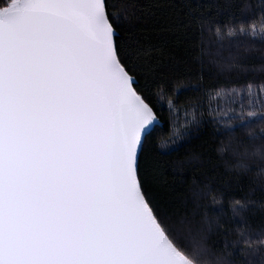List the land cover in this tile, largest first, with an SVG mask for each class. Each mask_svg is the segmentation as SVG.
<instances>
[{"label": "snow or ice", "instance_id": "obj_1", "mask_svg": "<svg viewBox=\"0 0 264 264\" xmlns=\"http://www.w3.org/2000/svg\"><path fill=\"white\" fill-rule=\"evenodd\" d=\"M118 20L108 0H0V264H203L143 191L159 99ZM250 103L264 121V96Z\"/></svg>", "mask_w": 264, "mask_h": 264}, {"label": "trees", "instance_id": "obj_2", "mask_svg": "<svg viewBox=\"0 0 264 264\" xmlns=\"http://www.w3.org/2000/svg\"><path fill=\"white\" fill-rule=\"evenodd\" d=\"M108 3L125 63L159 99L139 161L146 198L203 264H263L264 121L246 113L264 96V0Z\"/></svg>", "mask_w": 264, "mask_h": 264}, {"label": "rangeland", "instance_id": "obj_3", "mask_svg": "<svg viewBox=\"0 0 264 264\" xmlns=\"http://www.w3.org/2000/svg\"><path fill=\"white\" fill-rule=\"evenodd\" d=\"M200 259H201L202 262H205L202 256H200ZM261 261H264V258H261ZM261 261H259V262L261 263Z\"/></svg>", "mask_w": 264, "mask_h": 264}]
</instances>
